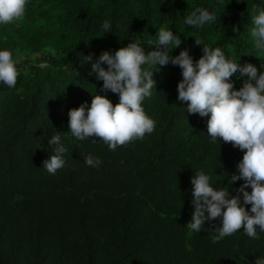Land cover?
<instances>
[{
  "label": "trees",
  "instance_id": "trees-1",
  "mask_svg": "<svg viewBox=\"0 0 264 264\" xmlns=\"http://www.w3.org/2000/svg\"><path fill=\"white\" fill-rule=\"evenodd\" d=\"M224 2L223 11L216 0H29L21 20L0 27V48L13 51L20 70L14 89L0 85V264H254L264 256V233L251 240L240 231L212 244L185 227L195 171L236 195L243 181L229 180L244 152L231 142L210 143L208 117L188 114L187 102L177 101L178 66L157 65L153 73L142 105L156 122L152 134L110 151L96 137L78 141L68 133V111L90 106L92 95L118 103L101 91L84 58L95 62L137 39L150 50L160 28L180 36L172 56L187 49L198 60L194 36L259 74L264 62L253 56L249 33L251 7L260 0ZM196 7L215 11L217 23L185 26ZM105 20L112 33L100 30ZM245 79L238 72L229 78L234 90ZM55 131L66 164L50 175L42 166ZM88 154L99 158L98 167L84 164ZM219 226L216 219L204 227Z\"/></svg>",
  "mask_w": 264,
  "mask_h": 264
},
{
  "label": "clouds",
  "instance_id": "clouds-1",
  "mask_svg": "<svg viewBox=\"0 0 264 264\" xmlns=\"http://www.w3.org/2000/svg\"><path fill=\"white\" fill-rule=\"evenodd\" d=\"M28 3L29 0H0V27L21 20ZM216 4L224 11V0H216ZM183 23L199 30L216 24L217 15L215 11L196 7L183 18ZM251 23L249 34L253 56L264 62V0L252 4ZM100 30L104 34L112 33L111 23L103 21ZM232 30L237 31L235 26ZM191 37L202 50V56L195 62L187 49L176 56L171 55L182 41L169 28L157 31L154 47L152 45L150 50L145 51L137 39L112 54L103 51L95 62H92L91 54L85 57L84 60L91 64L90 74L102 81L101 91L116 94L118 103L113 106L105 96L92 95L90 106L84 102L68 111V133L78 141L96 143L91 139L96 137L110 151L152 134L156 122L145 113L142 105L152 95L153 73L159 71L157 65L178 66L182 79L176 87L177 101L187 102L188 114L208 117L206 137L210 143L231 142L232 147L244 152L229 180V185L243 181L235 189L236 195H230L225 187L214 189L209 174L203 170L195 171L190 178L191 218L185 227L205 238L211 237L212 244L240 231L251 240H258L264 233V63L258 74L257 67L252 64L241 66L227 57L220 47H210L201 38ZM17 64L12 50L0 48V85L8 89L16 87L20 73ZM102 64L107 66L106 70ZM237 72L247 79L239 90H234L229 78ZM46 141L52 154L43 162L42 168L55 175L66 164L67 149L60 132L55 131ZM99 163V158L91 154L84 157V164L89 167H98ZM247 188L251 192L246 191ZM246 205L251 206L247 211ZM216 219H219V227L211 230L204 227ZM254 264H264V256L260 255Z\"/></svg>",
  "mask_w": 264,
  "mask_h": 264
}]
</instances>
